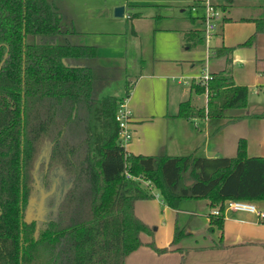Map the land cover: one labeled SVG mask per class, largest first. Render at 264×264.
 Returning a JSON list of instances; mask_svg holds the SVG:
<instances>
[{"label": "trees", "instance_id": "trees-1", "mask_svg": "<svg viewBox=\"0 0 264 264\" xmlns=\"http://www.w3.org/2000/svg\"><path fill=\"white\" fill-rule=\"evenodd\" d=\"M261 21L244 46L264 32ZM73 33L51 0H0V64L7 54L0 69V264H126L144 245L141 235H153L135 204L154 198V190L173 209L185 200H207L220 212L210 215L211 232L223 230L227 201L264 200V157H250L244 139L233 158L128 154L116 120L121 99L95 97L99 71L77 62L96 58L98 50L73 44ZM191 33L204 47L205 30ZM234 50L217 49L229 66L211 74L206 86L193 83L197 93L207 91V107L181 103L180 117L223 119L220 127L264 119V110L227 113L248 109L249 89L235 84L230 68ZM131 88L127 79V95ZM126 171L152 188L126 178ZM57 175L66 184L54 191ZM44 193L52 196L48 216L28 218ZM184 237L177 227L171 247ZM147 246L170 251L154 241ZM178 251L184 264L188 250Z\"/></svg>", "mask_w": 264, "mask_h": 264}, {"label": "crops", "instance_id": "crops-1", "mask_svg": "<svg viewBox=\"0 0 264 264\" xmlns=\"http://www.w3.org/2000/svg\"><path fill=\"white\" fill-rule=\"evenodd\" d=\"M51 1L64 16L62 9L72 4L75 11L73 19L76 15L82 16L76 12L78 10L86 21L96 23L112 21L115 9L123 6L125 15L132 22L135 38L139 36L135 30L139 26L138 20L167 22L165 25L153 24L156 28L153 30L152 49L146 58L141 57V69L135 78H128L132 88L129 95L126 92L125 99L132 111L130 128L133 133L131 141L124 146L128 154L233 158L237 155L239 141L244 139L250 157H264V119L246 118L220 127L223 119L179 116L181 103L187 101L195 110L207 107V91L197 93L193 83H200L199 79L206 71L217 74L229 66L226 56L216 54L220 48L235 49L230 68L236 85L248 87L249 92L252 88L264 89V32L257 35L251 46H244L256 33L261 20L264 21V3L211 0L214 5L225 6L218 9L219 12L222 10V21L219 30H215L205 46L200 47L195 45L197 35L191 32L204 29V0ZM236 1H241V4ZM195 6L197 9L194 11ZM187 9L194 13L201 9L203 13L196 14L191 18L192 24H188L182 16ZM66 19L72 26L70 19ZM88 31L76 30L69 36L73 44L95 46L98 50L96 58L86 59L81 65L99 71L101 77H109L111 72L119 76L121 72L127 74V41L124 44L127 38H123V42L74 39L79 33L99 32ZM103 33L108 36L119 34ZM116 46L125 49L123 53H113ZM100 49L111 51V54L101 56ZM200 96H204L203 103L198 102ZM228 114L250 115L255 112L247 109ZM253 202L264 211V200ZM214 210L207 200H185L178 209L165 204L160 195L138 200L135 213L153 230V235H141L144 245L128 256L126 264H180L182 253L178 249L188 250L184 264H264V219L255 213L225 209L223 230L211 232L210 215ZM177 227L184 230L185 237L172 248ZM153 241L157 247L170 248V251L158 254L147 246Z\"/></svg>", "mask_w": 264, "mask_h": 264}, {"label": "rangeland", "instance_id": "rangeland-1", "mask_svg": "<svg viewBox=\"0 0 264 264\" xmlns=\"http://www.w3.org/2000/svg\"><path fill=\"white\" fill-rule=\"evenodd\" d=\"M254 2V3H264V0H246V2ZM237 4H241V1H236ZM243 3V2H242ZM66 4V3H65ZM64 4V5H65ZM63 5V6H64ZM72 5V4H71ZM71 5H68L63 8V12L65 14L66 18H69L72 26L75 30H84L86 32H89L88 30L91 31H99L96 34L90 33H84L77 35V38L74 39H86V40H99V41H105L111 39L114 40H122L124 41L125 38H127V45L128 46V55H127V61H128V71L127 74L131 73L129 76L125 72H121L120 76L116 75L115 72L108 73V75H111L109 77L102 76L99 78V80L95 82V97L100 99L106 96H114L120 99H125L126 96V84H127V79L130 78H135L136 74L139 73L141 69V57L146 58L148 52L152 49V43H153V35L154 31L156 28V25L154 26L153 24L157 25H165L167 22H158V21H144V20H138L139 26L135 27V30L139 32V36L135 38L132 34V22L129 19L127 14L125 17H116L115 13H113V20H105L104 22L96 23V22H88L85 20L83 14L76 10L78 14H81L82 16H75V19H73L72 14H74V8L71 7ZM73 6V5H72ZM195 11V10H194ZM222 12V10L220 11ZM219 12V13H220ZM202 14L203 11L200 9L197 13L191 12L189 9H187L186 12L182 14L184 18H186V21L188 24H192V17L196 16V14ZM178 15V13H175ZM222 16L220 15V19L215 22L216 24V31L219 30L221 21H222ZM197 24V23H196ZM205 28V26H203ZM126 30V31H125ZM103 31L107 32H115L119 33L117 36H108V34L103 33ZM126 32V33H125ZM124 38V39H123ZM129 39V40H128ZM121 46H116L113 48V53L119 54V52L124 51ZM106 56L107 54H111V51L106 52L104 49H100V55L101 56ZM142 55V56H141ZM84 60H78V64H82ZM125 61V60H123ZM209 65V64H208ZM205 67V65H203ZM210 67V66H209ZM198 102L203 103L204 96H200L198 98ZM248 109L251 110L252 112L255 113H260L264 110V89L260 88H252L249 92V98H248ZM237 111V110H233ZM238 112V111H237ZM227 113H232V111H227ZM58 177V175H57ZM65 180L58 177L57 180V186L55 190H59V188L65 187ZM51 194H43V195H37L36 198L34 199L33 203L31 204V210L29 213L28 218H37L38 220H45V217L48 216V208L51 206Z\"/></svg>", "mask_w": 264, "mask_h": 264}, {"label": "built area", "instance_id": "built-area-1", "mask_svg": "<svg viewBox=\"0 0 264 264\" xmlns=\"http://www.w3.org/2000/svg\"><path fill=\"white\" fill-rule=\"evenodd\" d=\"M204 16H203V23H204V30H205V37L206 41L208 42L215 29L218 19H220V13L217 9H215L214 4L211 2V0H204ZM197 7H193V10H196ZM211 79V74L206 71L204 75H202L199 79L200 83L203 85H207L208 81ZM116 120L119 124L120 132V140L122 145H126L128 142L131 141L133 138V133L130 128L131 120H132V111L128 106L127 99H124L120 102V106L116 115ZM126 178L128 179H134L136 181H140L144 183L146 186H151V182L144 180L142 177H134L132 176L128 171L125 172ZM153 194L155 196H159V193L157 191H153ZM225 209H230L234 211H247L251 213L257 214V216L260 219H264V211L259 210L257 206L254 204L253 201H247V200H229L225 203ZM219 210L216 209L213 211L214 215H219Z\"/></svg>", "mask_w": 264, "mask_h": 264}, {"label": "water", "instance_id": "water-1", "mask_svg": "<svg viewBox=\"0 0 264 264\" xmlns=\"http://www.w3.org/2000/svg\"><path fill=\"white\" fill-rule=\"evenodd\" d=\"M124 15H125V8H124L123 6H121V7H117V8L115 9V16H116V17H124ZM6 57H7V54L5 55V58L3 59V61H2L1 64H0V69H1V67H2V65H3V63H4L5 59H6ZM189 184H191V183H189Z\"/></svg>", "mask_w": 264, "mask_h": 264}, {"label": "flooded vegetation", "instance_id": "flooded-vegetation-1", "mask_svg": "<svg viewBox=\"0 0 264 264\" xmlns=\"http://www.w3.org/2000/svg\"><path fill=\"white\" fill-rule=\"evenodd\" d=\"M57 180H58V177H57V178L55 177L54 180H53V184H52L53 188H52V189H53L54 191H56L55 189H56V186H57ZM44 194H45V193H44Z\"/></svg>", "mask_w": 264, "mask_h": 264}]
</instances>
